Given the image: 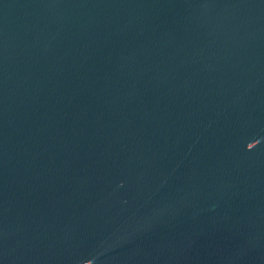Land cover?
I'll use <instances>...</instances> for the list:
<instances>
[{
	"label": "water",
	"instance_id": "1",
	"mask_svg": "<svg viewBox=\"0 0 264 264\" xmlns=\"http://www.w3.org/2000/svg\"><path fill=\"white\" fill-rule=\"evenodd\" d=\"M0 264H264V0H0Z\"/></svg>",
	"mask_w": 264,
	"mask_h": 264
}]
</instances>
